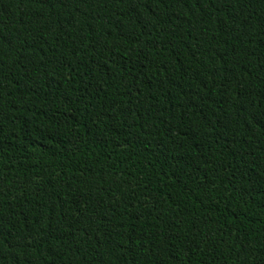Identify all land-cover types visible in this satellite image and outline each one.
<instances>
[{"label":"trees","instance_id":"trees-1","mask_svg":"<svg viewBox=\"0 0 264 264\" xmlns=\"http://www.w3.org/2000/svg\"><path fill=\"white\" fill-rule=\"evenodd\" d=\"M0 264H264V0H0Z\"/></svg>","mask_w":264,"mask_h":264}]
</instances>
